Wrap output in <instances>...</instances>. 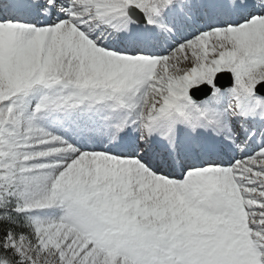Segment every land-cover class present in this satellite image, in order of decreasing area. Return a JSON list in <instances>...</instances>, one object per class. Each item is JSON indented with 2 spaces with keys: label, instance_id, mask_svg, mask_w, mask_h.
Returning <instances> with one entry per match:
<instances>
[{
  "label": "snow or ice",
  "instance_id": "1",
  "mask_svg": "<svg viewBox=\"0 0 264 264\" xmlns=\"http://www.w3.org/2000/svg\"><path fill=\"white\" fill-rule=\"evenodd\" d=\"M0 264H264V0H0Z\"/></svg>",
  "mask_w": 264,
  "mask_h": 264
}]
</instances>
